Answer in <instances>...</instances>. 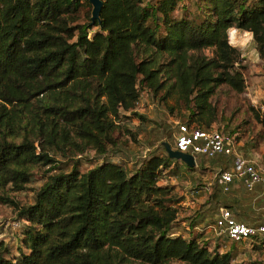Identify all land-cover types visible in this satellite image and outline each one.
I'll return each mask as SVG.
<instances>
[{
	"label": "trees",
	"instance_id": "trees-1",
	"mask_svg": "<svg viewBox=\"0 0 264 264\" xmlns=\"http://www.w3.org/2000/svg\"><path fill=\"white\" fill-rule=\"evenodd\" d=\"M181 2L102 0L92 21L88 0H0V203L14 206L19 223L14 248L0 237V264H241L224 250L225 235L199 227L205 208L188 214L187 234L177 229L181 200L162 174L180 167L163 146L131 167L111 158L136 141L131 120H146L142 91L189 126L217 123L214 98L237 99L247 87L229 28L248 31L264 55V0H195L192 13ZM238 112L255 125L248 142L256 146L264 111L248 104ZM88 153L97 162L82 170ZM34 176L42 181L33 201L19 204L13 193ZM254 190L247 204L214 191L205 203L255 226L264 217L249 212L264 203V189L263 198Z\"/></svg>",
	"mask_w": 264,
	"mask_h": 264
},
{
	"label": "rangeland",
	"instance_id": "rangeland-1",
	"mask_svg": "<svg viewBox=\"0 0 264 264\" xmlns=\"http://www.w3.org/2000/svg\"><path fill=\"white\" fill-rule=\"evenodd\" d=\"M195 0H182V6L187 7L189 12H193ZM181 9L177 8L176 12H180ZM243 30H240L242 33ZM242 36V37H241ZM248 36V35H247ZM246 35H240V38L235 41V46L240 49V43L244 42L248 37ZM252 46V45H251ZM246 47L247 53L245 71V79H247V88L238 96L237 99H233L229 96H217L219 102V110L221 118L212 127L219 130L230 131L233 130L234 136L237 137L238 151L246 158L247 153H250L262 170H264V140L259 142L256 146L251 145L248 140L250 136L256 132V127L253 125L249 116L244 112H238L239 109H243L246 105L251 104L259 107L264 111V55L259 57L255 56L251 51L252 47ZM255 49V48H254ZM241 51V50H240ZM256 52V51H255ZM247 93V94H246ZM138 111L144 113L146 120L139 122L138 119L133 118L131 124L133 131L137 132L136 141H129L127 147L119 148L118 151L112 152V160H121L127 164L128 167L132 166V163L140 158L142 155L148 153L150 150L158 148L161 145V141H167L172 145L173 134L175 133L176 126L181 122V117L177 118L176 115L171 113L161 104L156 103L150 96L142 91L138 101ZM170 104H172L170 102ZM231 118L230 120H228ZM245 120V121H244ZM247 121V122H246ZM166 132V133H165ZM164 148V146H163ZM166 151V150H165ZM97 158V157H96ZM93 157L92 153L85 154L83 156L82 164L79 168L86 170L96 164L97 159ZM231 156L229 155H217L213 158H207L201 155L195 157V167L197 170L192 173L186 169L183 161L178 160L180 170L177 176L169 175V172L164 171L162 174V182H166L174 186V192L177 197L180 198V214L178 225L179 231H185V227L188 222V214H193L196 210H205L208 212L203 221L200 220V228L205 227L207 234L210 237H216L217 235L213 230L208 228L207 225L211 224L216 217V207L212 206V202L209 205L205 203L210 198L213 191L215 197L219 200L230 199L231 193L235 192L239 197L245 199L243 203L247 204L248 193H252L243 187L240 183H234L229 192H222L218 185V173L222 168L228 167L231 164ZM62 164L69 167L70 161L61 159ZM201 166H205L202 168ZM42 178L34 176L32 182L27 185L24 191L14 192L13 196L19 204H28L33 201L34 188L41 184ZM217 192V193H216ZM260 192V197H262ZM257 195V196H258ZM213 201V200H211ZM206 204V205H205ZM204 205V207H203ZM257 209L251 210L252 213L262 215L264 217V203H257ZM16 213L14 206H7L0 203V237L5 238L6 241H11L14 248L13 236L19 232L18 222L16 221ZM184 221V222H183ZM187 221V222H186ZM187 234V232H184ZM224 250L228 247L234 249L235 259L241 264H264V247L251 248L249 243L230 244L229 240L224 241ZM213 242H211V246ZM171 264H182L180 262H172Z\"/></svg>",
	"mask_w": 264,
	"mask_h": 264
},
{
	"label": "built area",
	"instance_id": "built-area-1",
	"mask_svg": "<svg viewBox=\"0 0 264 264\" xmlns=\"http://www.w3.org/2000/svg\"><path fill=\"white\" fill-rule=\"evenodd\" d=\"M235 29V31H229ZM228 30L230 42L237 44L240 35L249 36L248 31L242 33L231 27ZM237 140L233 134L217 128H198L179 122L173 134L172 148L182 152L191 153L194 157L204 156L213 158L217 155L231 156V165L222 168L218 173V182L222 186V192L230 188V184L239 182L247 190H253L257 185L264 189V170L256 163L246 159L238 151ZM216 235H225L230 242L258 243L264 246V223L249 225L234 219L231 210L226 207L218 209L213 223L207 225Z\"/></svg>",
	"mask_w": 264,
	"mask_h": 264
},
{
	"label": "water",
	"instance_id": "water-1",
	"mask_svg": "<svg viewBox=\"0 0 264 264\" xmlns=\"http://www.w3.org/2000/svg\"><path fill=\"white\" fill-rule=\"evenodd\" d=\"M92 6L91 10V20L95 21L99 18V12L102 7V0H88ZM161 145L164 146L168 156L172 159L181 160L188 167H193L195 165V157L188 152L178 151L172 148V145L167 141H161Z\"/></svg>",
	"mask_w": 264,
	"mask_h": 264
},
{
	"label": "crops",
	"instance_id": "crops-1",
	"mask_svg": "<svg viewBox=\"0 0 264 264\" xmlns=\"http://www.w3.org/2000/svg\"><path fill=\"white\" fill-rule=\"evenodd\" d=\"M248 38L246 39V40H244V42H241L240 43V49L239 50H241V52H242V55L246 58L247 56V53L249 54V51H246V47H248V46H251L252 47V53L255 55V56H257V54H256V52H255V49H254V44H253V40H252V37H251V34L249 35V36H247ZM247 88V87H246ZM247 94V93H246ZM243 156V155H242ZM246 156L248 157V159L250 160V161H252V162H254V161H256L255 159H254V157L250 154V153H247L246 154ZM255 163V162H254ZM257 164V163H256ZM258 165V164H257ZM235 184L236 183H239V182H237V181H235L234 182ZM233 183V184H234ZM254 192H255V194H259L260 195V192L262 193L263 192V190H262V186L261 185H257L256 186V188H255V190H254ZM258 195V196H259ZM258 196H254V198H257Z\"/></svg>",
	"mask_w": 264,
	"mask_h": 264
},
{
	"label": "clouds",
	"instance_id": "clouds-1",
	"mask_svg": "<svg viewBox=\"0 0 264 264\" xmlns=\"http://www.w3.org/2000/svg\"><path fill=\"white\" fill-rule=\"evenodd\" d=\"M229 31H235V29H230Z\"/></svg>",
	"mask_w": 264,
	"mask_h": 264
},
{
	"label": "bare ground",
	"instance_id": "bare-ground-1",
	"mask_svg": "<svg viewBox=\"0 0 264 264\" xmlns=\"http://www.w3.org/2000/svg\"><path fill=\"white\" fill-rule=\"evenodd\" d=\"M242 37V36H241Z\"/></svg>",
	"mask_w": 264,
	"mask_h": 264
}]
</instances>
